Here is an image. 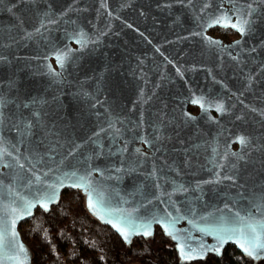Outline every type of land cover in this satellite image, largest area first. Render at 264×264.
Wrapping results in <instances>:
<instances>
[{
	"label": "water",
	"instance_id": "water-1",
	"mask_svg": "<svg viewBox=\"0 0 264 264\" xmlns=\"http://www.w3.org/2000/svg\"><path fill=\"white\" fill-rule=\"evenodd\" d=\"M65 187L182 261L264 256L240 247L264 244V0H0V264H31L18 226Z\"/></svg>",
	"mask_w": 264,
	"mask_h": 264
},
{
	"label": "trees",
	"instance_id": "trees-1",
	"mask_svg": "<svg viewBox=\"0 0 264 264\" xmlns=\"http://www.w3.org/2000/svg\"><path fill=\"white\" fill-rule=\"evenodd\" d=\"M220 39H233L230 30L209 31ZM190 110L196 111V107ZM59 200L48 210L35 209L34 215L18 226L22 241L31 255V264H264L242 255L234 243L219 255L210 253L197 262L177 258L170 238L155 226L151 236H135L125 241L111 226L103 224L86 207L79 188L65 187Z\"/></svg>",
	"mask_w": 264,
	"mask_h": 264
},
{
	"label": "snow or ice",
	"instance_id": "snow-or-ice-1",
	"mask_svg": "<svg viewBox=\"0 0 264 264\" xmlns=\"http://www.w3.org/2000/svg\"><path fill=\"white\" fill-rule=\"evenodd\" d=\"M213 23H222V18H217L216 20H214L213 21ZM231 27H233V28H237V24H231L230 25ZM240 31H241V33H243L244 32V28L243 27H240V29H239ZM238 43V42H237ZM58 63H61L62 64V58L61 57H58ZM192 103H194V104H197V103H200V101H198V100H193L192 101ZM218 108H219V110H223V108H222V106H218ZM237 140L239 141V143L242 145V146H244V145H246L247 144V139L245 138V137H243V136H240V137H237ZM137 151H139V149H137ZM74 187H78L79 185H73ZM45 210H47V208H48V205H47V203H45V204H42L41 205ZM31 207H32V205L31 204H27L26 205V208L28 209V211H26L24 214H26V215H30L31 213H30V209H31ZM89 207L91 208V207H93V205L91 204V202H89ZM15 211V210H14ZM19 217H17V219H18ZM15 221H13V223H14ZM113 227H115V225H113ZM252 232H255V229H252ZM122 235H124L125 236V239H127L128 238V233H124V232H122ZM143 235L144 236H149L150 235V232H148V231H144L143 232ZM3 239V237H2V235H0V240H2ZM180 247V251H181V254H182V259H184V260H190V259H192L193 257H192V255L190 254V252L191 251H194V250H190L189 252H185V249H184V247L181 245V246H179ZM240 247L243 249V251L246 253V254H248L249 256H251V255H253V251H255V250H257V249H264V244H261V243H259V237L257 236V237H255L252 241H250L249 242V247H245L243 244H241L240 245ZM23 249H22V247H21V251H22ZM216 251L217 252H219V249H216ZM258 254V253H257ZM21 264H23V261H21Z\"/></svg>",
	"mask_w": 264,
	"mask_h": 264
},
{
	"label": "flooded vegetation",
	"instance_id": "flooded-vegetation-1",
	"mask_svg": "<svg viewBox=\"0 0 264 264\" xmlns=\"http://www.w3.org/2000/svg\"><path fill=\"white\" fill-rule=\"evenodd\" d=\"M213 28H219V29H221V30H222V29L230 30L231 32L234 33L233 39H231V40L223 39V41L226 42V43L231 42V41H234L235 39H237V38L239 37V33H238L237 30H235V29H231V28H220V27H212L211 29H213ZM209 31H210V30H209ZM209 31H208V33H209ZM209 35H210V34H209ZM211 35L214 36V37H217V36H215V35H213V34H211ZM217 38H219V37H217ZM219 39H220V38H219ZM196 111H197V108H196ZM196 111H194V112H196ZM138 147H139V149L148 152V151L143 147L142 144L138 145ZM233 148H234V149H237L238 147H237L236 145H234ZM212 253H216V251L213 250Z\"/></svg>",
	"mask_w": 264,
	"mask_h": 264
},
{
	"label": "rangeland",
	"instance_id": "rangeland-1",
	"mask_svg": "<svg viewBox=\"0 0 264 264\" xmlns=\"http://www.w3.org/2000/svg\"><path fill=\"white\" fill-rule=\"evenodd\" d=\"M255 256H256V258H257L258 261H262V260H264V256H262V255H255ZM131 264H141V263H139V262H134V263H131Z\"/></svg>",
	"mask_w": 264,
	"mask_h": 264
}]
</instances>
